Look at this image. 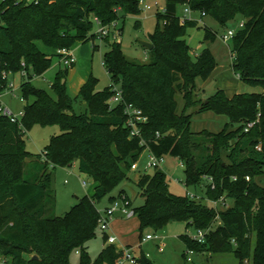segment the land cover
Masks as SVG:
<instances>
[{
	"label": "trees",
	"instance_id": "obj_1",
	"mask_svg": "<svg viewBox=\"0 0 264 264\" xmlns=\"http://www.w3.org/2000/svg\"><path fill=\"white\" fill-rule=\"evenodd\" d=\"M180 5L221 27L242 18L243 27L231 39V67L240 81L260 92L228 96L218 88L206 98L198 96L197 80L209 79L217 62L208 48L191 53L187 30L198 27V21H182L177 14ZM119 12L139 15L140 0L0 2V68L11 78L19 77L25 102L22 128L0 115V255L8 264H72L73 254L78 264H116L123 250L105 245L106 235L95 258L88 252L99 228L97 203L129 179L131 165L148 149L156 156L178 158L184 166V185L201 188L202 194L191 198L171 193L160 167L140 174L136 186L144 202L133 208L140 240L146 229L157 232L171 222H183L186 231L206 232L203 242L182 235L185 253L230 252L239 264H264V186L259 181L264 177V0H166L148 36L153 48L146 49L147 61L129 59L120 41L99 39L107 47L102 64L110 77L103 90H96L98 80L91 75L73 98L66 66L50 83L52 94L31 84L50 68L54 56L43 53L36 41L55 51L92 42L97 38L94 18L110 25ZM140 25L137 20L135 27ZM202 29L204 41L215 39L211 28L204 24ZM5 83L0 80V90ZM114 86L125 102L147 116L140 138L129 136L123 105L109 103ZM177 95L183 101L180 112ZM77 99L85 104L84 113H75ZM190 108L223 114L229 121L218 133L204 130L195 135ZM34 125H57L60 130L36 154L27 150L24 139ZM76 162L79 173L95 183L94 191L77 198L64 215H52L51 168ZM121 195L129 198L122 189L109 202ZM222 196L232 204L216 211L209 201ZM136 260L154 264L143 252Z\"/></svg>",
	"mask_w": 264,
	"mask_h": 264
},
{
	"label": "rangeland",
	"instance_id": "obj_2",
	"mask_svg": "<svg viewBox=\"0 0 264 264\" xmlns=\"http://www.w3.org/2000/svg\"><path fill=\"white\" fill-rule=\"evenodd\" d=\"M2 0H0L1 2ZM140 6V14L136 16L124 15L119 12L118 18L115 21L117 29L121 30L120 44L123 53L131 60L139 62L147 61V50L141 45L142 41H147L148 36L152 33L156 26V15L158 12H162L166 0H142ZM149 5L150 9H145L144 6ZM183 6H178L177 14L180 17H188L198 21V27L189 28L187 30L186 40L191 48L192 54H198L202 49L208 48L212 52L217 62V67L206 81L204 90L201 91L204 94H210L218 88L227 89L228 92H260L259 87H252L236 78L232 71L233 57L231 54L232 40L223 41L221 35L226 33L228 29H232L235 32L240 29V22L242 18L237 16L234 20L227 23L226 26L221 27L219 24L210 17H201L198 12H191L190 15L186 14ZM140 21V27H135V22ZM207 25L211 28L216 37L212 41L203 40L202 25ZM98 30V25L94 24L93 31ZM91 47L92 53L89 58L88 67H91L93 76L98 80L96 90H103L109 86V76L106 73L105 67L102 65L103 54L107 50L105 43L99 39H95L88 43ZM76 56V54H74ZM58 58L52 57V64L50 68L42 75L34 77L31 80V84L36 88H42L52 94L50 89V83L53 81L56 73L64 69V65L60 68L57 65ZM203 81L198 79L196 85L199 86ZM15 96L2 88L4 91L1 95V104L4 107L9 108L14 114H19L23 111L25 104L22 99V92L20 89L19 77L14 79ZM234 89V91L232 90ZM198 96L201 98L203 94L197 90ZM69 94L74 98V95ZM178 112L183 107V101L180 95H177ZM73 109L75 113L80 114L85 112V104L80 100L73 101ZM195 108H190L189 113H192L191 132L195 135L201 131H209L212 133H218L223 129L225 124L229 121L228 117L223 114H216L212 111H206L201 113H195ZM59 127L57 125H34L29 130H26L24 139L27 150L31 153H41L44 147L48 144L52 135L59 133ZM148 151H143L137 160V169H131L128 172L129 179L123 181L118 187L105 196L99 203L97 208L103 211L109 204V197L116 196L120 190H125L128 197L131 199L132 206L137 207L143 204L144 198L141 196L139 189L136 186L137 178L140 174L152 173L154 168H146L145 165L148 160ZM180 160L176 157L166 155L165 160L161 165V168L166 172L169 191L175 195L185 196L188 193L201 196V188L186 187L183 183L185 179L184 166L180 165ZM79 163H74L71 167L63 168L56 167L51 168L52 180L51 189L54 193V207L52 209V215L62 216L64 215L72 205L77 202V198H80L86 194L92 192L91 179L79 173ZM82 181H85L86 185H82ZM264 186V177L259 179ZM232 204V200L228 199V205ZM118 212L113 217L119 219L116 222L115 228L119 231V237L117 235V242L123 244L135 245L139 243V225H136V216L130 220H124L118 218ZM114 220V219H113ZM121 232V233H120ZM158 235L159 239L141 240V248L154 264H239V260L233 253H217V254H203V253H190L184 252L185 245L181 240V236L188 234L189 236L195 235L196 231L190 228L186 231L185 224L183 222H171L165 228L160 231H153L146 229L142 233V237L146 234ZM109 231H102L97 228L96 235L89 242L88 252L92 258H95L99 251L103 247V238L109 235ZM108 243L106 242L105 245ZM185 253V256L183 254ZM72 264H78V255L73 254L71 256ZM123 264H137L124 262Z\"/></svg>",
	"mask_w": 264,
	"mask_h": 264
},
{
	"label": "built area",
	"instance_id": "obj_3",
	"mask_svg": "<svg viewBox=\"0 0 264 264\" xmlns=\"http://www.w3.org/2000/svg\"><path fill=\"white\" fill-rule=\"evenodd\" d=\"M142 0H140V6L142 5ZM145 9H150L151 7L149 5L144 6ZM185 13L190 15L191 10L186 7L184 9ZM185 18H188L186 16L181 17V20L183 21ZM190 19V18H189ZM95 23L98 25V30L96 31L97 33V38L100 40H103L106 37H109L111 41H120V36H121V30L117 29L116 23H111L110 25H102L100 21L97 18H94ZM244 22H240V28L243 27ZM235 35V31L232 29H228L226 33L221 35V38L223 41H228L229 39H232ZM56 54L60 57V60L62 64L66 67L72 66L75 61V55L73 53L72 48H61L56 51ZM21 75H25V72H22ZM10 73H7L6 71L2 70L0 68V80H5L6 83L3 87L4 91L8 90L12 96H15L14 91L15 85H14V78L10 77ZM4 91L0 90V98L1 95ZM113 95L109 98V103L112 105L114 104H122L123 105V110L124 114L126 116V122L125 125L129 128L130 130V137H141V131H140V125L144 124L147 122V116L143 114L142 110L137 108L131 103H127L124 101L122 97V92L121 90L114 86L113 87ZM0 115L6 117L9 119L11 123L18 124L19 127L22 128L21 124V119L23 117V111H20L19 114H14L9 108L2 106L1 100H0ZM253 123L248 124V127H251ZM248 130V128H246ZM158 135V134H157ZM144 143V140L141 139V144ZM149 155H148V160L145 165L146 168H156L160 167L162 163L165 160V156H156L152 152H150L147 149ZM180 165H183L182 162H180ZM137 161L134 162L131 165V169H137ZM248 180L249 178L246 177ZM212 182V179H209ZM82 185L85 186L86 183L85 181H82ZM214 188V185L211 186ZM188 195L191 198H198L197 195L188 193ZM209 203L214 207L216 211L223 210L227 208L228 205V199L225 196L220 197L217 200L214 201H209ZM116 212L122 213L125 217L131 218L134 217V210L131 205V201L129 198H127L125 195H121L119 197H116L106 208H104L103 211H100V216L98 219V227L100 230L106 232L109 229V224L110 221L113 219L115 216ZM206 232L205 231H196L195 235L191 236L192 238L196 239L199 242L204 241V236ZM160 237L158 235H152V234H146L142 240H151V239H159ZM117 242V239L115 236L112 235H107V243L108 244H113L115 245ZM121 250H123L124 256L120 258L116 264H123L124 262H130V263H136L137 257L133 255L131 250L127 247H122ZM191 253V252H190ZM0 264H8L6 259L0 255Z\"/></svg>",
	"mask_w": 264,
	"mask_h": 264
},
{
	"label": "crops",
	"instance_id": "obj_4",
	"mask_svg": "<svg viewBox=\"0 0 264 264\" xmlns=\"http://www.w3.org/2000/svg\"><path fill=\"white\" fill-rule=\"evenodd\" d=\"M141 24V22H140ZM149 42V40H147ZM88 43H81V42H76L71 48L73 50V53L76 54L75 58H76V61L75 63L70 66V67H67V75H66V81H67V88H68V92L70 90V93L72 95L77 96L79 90H80V87L87 81V79L92 75L93 76V72L91 70V67L89 68L88 67V64H89V58H91L92 56V53L90 51L91 47L88 46ZM36 45L37 47L45 54L47 55H54L58 58V67L60 68L63 64L60 60V57L56 54V51L49 48V47H46L42 42L40 41H36ZM103 65V64H102ZM106 70V69H105ZM107 73V71H106ZM108 74V73H107ZM109 76V74H108ZM237 78V77H236ZM238 79V78H237ZM208 80V79H207ZM206 80V81H207ZM109 81H110V77H109ZM206 81H203L199 86H197V89L203 91L204 90V86L206 85ZM217 90V89H216ZM216 90H214L213 92H211L210 94H204V92L202 93L203 94V97L206 98L210 95H212ZM226 94L228 96H232L233 94L235 93H238L236 91H234V89H232L234 92H228V90L226 89H223ZM239 93H244V92H239ZM92 192H90L88 195H91L94 191V187H95V183L92 182ZM128 195V194H127ZM131 201V199H130ZM110 204V202H109ZM108 204V205H109ZM107 205V206H108ZM131 205H132V202H131ZM106 206V207H107ZM105 207V208H106ZM133 207V206H132ZM134 208V207H133ZM119 214L118 215V218H121V219H124V220H130L132 219L133 217L131 218H127L125 217L122 213L118 212ZM116 215V214H115ZM114 219V220H113ZM111 221H110V224H109V235H112V236H115L116 239H117V235L119 237V231L121 230H118L115 228V224L117 221H119V219H115L113 218ZM136 222L138 225V220L136 219ZM121 233V232H120ZM117 234V235H116ZM118 240V239H117ZM115 246H117L118 248H122V247H127L131 250V252L133 253V255L135 257H138L139 254L141 252H143L142 248H141V240L139 241V243L135 244V245H132V244H128L126 242H124L123 244L121 243H118L116 242Z\"/></svg>",
	"mask_w": 264,
	"mask_h": 264
},
{
	"label": "water",
	"instance_id": "obj_5",
	"mask_svg": "<svg viewBox=\"0 0 264 264\" xmlns=\"http://www.w3.org/2000/svg\"><path fill=\"white\" fill-rule=\"evenodd\" d=\"M141 45L145 47L148 50H151L153 48V44L148 41H142ZM36 258V256H34Z\"/></svg>",
	"mask_w": 264,
	"mask_h": 264
}]
</instances>
